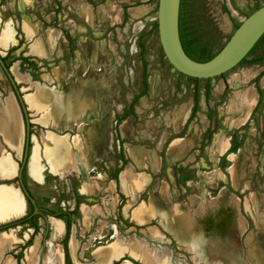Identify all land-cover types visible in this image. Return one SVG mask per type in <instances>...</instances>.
Instances as JSON below:
<instances>
[{"label": "rangeland", "instance_id": "obj_1", "mask_svg": "<svg viewBox=\"0 0 264 264\" xmlns=\"http://www.w3.org/2000/svg\"><path fill=\"white\" fill-rule=\"evenodd\" d=\"M82 4L90 7L93 23L81 17ZM107 4L112 15L99 22L98 10ZM157 4L0 0V38L7 28L14 36L6 48L0 47V57L30 125L22 178L41 211L32 214L18 183L25 122L0 68V108L9 101L18 121L15 144L0 133L2 156L11 158L12 170L11 176H0V187L17 189L23 201L22 215L0 223V233L13 234L0 264H50L55 250L61 264H264V216L258 220L255 215L258 208L264 214V36L222 76L189 78L164 56ZM262 5L264 0H182L181 31L192 56L212 58ZM139 7L146 11L134 17L132 11ZM24 19L38 26L33 38L24 32ZM48 35L54 42L52 57H38L31 45L37 40L46 44ZM247 69L255 70L251 81L235 87L232 77ZM219 83L221 91L216 90ZM250 87L255 101L248 117L242 125H229L228 119L238 117L227 110L229 101ZM184 105L186 118L175 129L169 122ZM50 107L65 117L70 114V120L60 124ZM221 137L228 139L222 150L216 143ZM174 141H184V148L173 147ZM46 143L54 144L59 157L67 153L59 172L50 169ZM32 155L38 156L37 164ZM129 170L141 184L136 195L129 190ZM85 183H96L98 191L85 192ZM231 206L245 224L232 232V247L216 245L215 235L232 230L225 225ZM84 207L94 210L88 224ZM54 220L63 230L56 239ZM247 239L253 257L247 254ZM28 252L33 263L26 262Z\"/></svg>", "mask_w": 264, "mask_h": 264}, {"label": "bare ground", "instance_id": "obj_2", "mask_svg": "<svg viewBox=\"0 0 264 264\" xmlns=\"http://www.w3.org/2000/svg\"><path fill=\"white\" fill-rule=\"evenodd\" d=\"M110 5L111 4H109V5L107 4L106 6H101L99 8V10H98L99 22L106 20L105 19L106 16L111 13V8H112L111 6L112 5L111 6ZM145 9L146 8H143V7H139V8L134 9L132 11L133 16L134 17H139L140 15L145 13V11H146ZM78 10H79V13H80L81 17L84 19V21L86 20L89 23H93V15L90 13V7L86 6L85 4H82L81 6H79ZM110 15H112V14H110ZM224 21L227 22V20L225 18H224ZM23 29H24V32H25L27 38L30 39V38H33L35 36L36 31H37V26H35V24H32L28 19H24L23 20ZM13 37L14 36H13V32H12L11 28H7L5 34L0 38V47L1 48H6L13 41ZM53 46H54V42H53V40H52L50 35H48V37H47L46 44H44L43 41L41 42V41L37 40L31 45V47H32L33 51L35 52V54L38 57H44V58H51ZM89 47H90V45H89ZM87 50H88V46H87ZM254 71H255L254 69H247L245 71H242L240 73V75H234L232 77L233 85L235 87H237L239 85H242L244 83L249 82V80L252 79ZM14 73L18 74V72H16V70H14ZM18 75H20V74H18ZM102 84H103V82L101 83V85ZM153 84L154 83L152 81V85ZM261 84L264 86V76L261 78ZM152 89H153V87H152ZM216 90H218V91L222 90V84L221 83H219L216 86ZM152 91H154V90H152ZM82 95H84V92H83ZM254 101H255V89L253 87L245 89L243 91V93H241V94H240V92L238 93L236 91L234 96H233V98L229 101V105L227 107V110L231 111V112H235V113L237 112L238 113V117L237 118L228 119L227 123L229 125H231V126L232 125L236 126L238 124L242 125L245 122L246 118L248 117V115L250 113V110H251V108H252V106L254 104ZM67 102L68 101H66V103ZM70 103L68 105L71 106L72 104H70ZM142 103H143V106L147 105V103H145V99H142ZM83 106H84V103H83ZM187 107L188 106H186V105L182 106L180 108V110L174 114V116H173L174 118L171 120V122H169L171 125H173V127L175 129H176V127L178 125L181 126L183 124V122H184V120L186 118ZM49 109H50V112L53 114V116L56 115L57 121L60 122V124L62 122H64V121H66V119L68 121L70 120L69 119L71 117L70 114L66 113V117H65V114L56 113L54 111V108L52 109L50 107ZM57 110H59V109H57ZM77 119L79 121H81L82 117L80 116ZM44 120H45V118H44ZM47 125L50 126V123H48ZM105 129H106L105 132L107 133L108 132L107 125L105 126ZM17 131H18L17 110H16V107H14L8 101L6 106H3L2 109L0 108V133L3 135L5 141H8L11 144H15L16 141H17ZM92 136H93V139L97 141L96 135L93 134ZM227 140L228 139L225 138V137H221V138L217 139L216 143L221 148V150L224 149L226 147V145H228L227 144ZM184 145H185L184 141H182V142L174 141L172 143L173 147L174 146H176L177 148L180 147V149L182 147L184 148ZM46 146H47L48 163H49L50 169L53 172H59V168L64 165L66 160L69 159L68 156H67V153L64 152L63 157H59L57 149H56V147H54L53 143L52 144L46 143ZM182 150H184V149H182ZM3 151H4L3 147L0 146V176L2 178L5 177L6 175H9V173H10V176H11V171H12L11 170V158L9 159V158H6V157L2 156V152ZM69 154L71 155L70 160L73 161V165L75 166V169L77 170L78 168H77L76 164L74 163L73 151L70 150ZM32 157H33V162L35 164H37L38 163V156L32 155ZM80 158H81L82 161H84L85 157L84 156H80ZM152 167L154 169H156V160H154L152 162ZM127 179H128V184L130 186L129 187L130 193L132 195H136L134 191H136L137 187H141L140 182L138 181L137 178L133 177V175L131 174L130 170L127 172ZM94 185L95 186H92L91 184L85 183V184H83V188H84L85 192H87L89 194L96 193L98 191V186L99 185L97 186L96 183ZM108 190L110 191L111 188L109 187ZM22 202L23 201H22L21 195L19 194V191L17 189H15L13 187H7V186L6 187L5 186L4 187H0V223L12 220L14 217L20 216V214L22 215V212H23V204H22ZM230 210H231L232 214L229 216V218H227L225 225L232 226V230L228 234H220L218 236L215 235L216 238L214 237L213 239H214V241L218 240V241H221V242H223L225 244L228 241L227 245H230V247H232L234 245V239H233V236H232L233 235L232 232L235 230V227H239L240 226L241 228H243L242 227V223H244V222L240 221L236 216H234V212H236V211H235V209H233L232 206L230 207ZM88 211H94V210H88V209H86L84 207V213L86 214L85 215L84 224H88V222L90 221V218H89V215H88L89 214ZM255 215H256V218L258 220H260L261 217L264 216V214L260 213V209L259 208L256 209ZM261 223L264 226V219L263 218L261 220ZM60 231H61L60 223H58L57 221L54 220V222H53V236L55 237V239L60 234ZM12 235H13L12 233H10V234H6L4 232L0 233V257H1V254L3 252V249L5 248V245L8 244L9 242H11ZM227 238H229V239H227ZM246 242H247V245H248L247 254L249 256L253 257L254 256V250H253L252 245L249 244L250 240L247 239ZM211 246L214 247V245H211ZM50 255H51V257H49V259H50L49 263L50 264H61V254L57 250H55V252H52ZM25 259H26L27 263H30V262L33 263V256L31 255V253L28 252V254L26 255ZM225 260H227V259H225ZM165 264H167V263H165Z\"/></svg>", "mask_w": 264, "mask_h": 264}, {"label": "water", "instance_id": "obj_3", "mask_svg": "<svg viewBox=\"0 0 264 264\" xmlns=\"http://www.w3.org/2000/svg\"><path fill=\"white\" fill-rule=\"evenodd\" d=\"M181 0H158L157 29L161 49L169 64L180 74L193 79H212L222 76L239 65L264 35V5L243 19L223 47L209 60L198 62L184 51L179 34V14ZM0 68L8 78L24 117L25 145L22 163L17 172L20 188L33 208V215L40 214L35 200L30 196L23 183V170L29 147V129L25 108L20 99L16 83L0 57ZM47 221V220H46Z\"/></svg>", "mask_w": 264, "mask_h": 264}, {"label": "trees", "instance_id": "obj_4", "mask_svg": "<svg viewBox=\"0 0 264 264\" xmlns=\"http://www.w3.org/2000/svg\"><path fill=\"white\" fill-rule=\"evenodd\" d=\"M181 1H182V0H181ZM179 34H180V40H181L182 47H183L185 53H186L191 59H193V60H195V61H198V62H204V61H207V60L210 59V58H208V59H196V58H194V57L192 56L191 51H190V49H189V47H188V44L184 41V38H183V36H182L180 14H179ZM263 36H264V35H263ZM251 51H252V50H251Z\"/></svg>", "mask_w": 264, "mask_h": 264}, {"label": "crops", "instance_id": "obj_5", "mask_svg": "<svg viewBox=\"0 0 264 264\" xmlns=\"http://www.w3.org/2000/svg\"><path fill=\"white\" fill-rule=\"evenodd\" d=\"M32 24H33V23H32ZM35 26H37V25L35 24ZM37 27H38V26H37ZM51 57H52V55H51ZM87 184H91L92 186H95V185H94L95 183H87ZM109 192H110V191H109ZM91 194H93V193H91ZM90 212H92V211H89L88 213H90ZM14 218H17V217H14ZM14 218H13V219H14ZM227 239H229V238H227ZM214 242H215L216 245H219V244H220V245H224V244H225V243H223V242H221V241H218V240H217V241H214ZM227 242H228V241H227ZM227 242H226V244H227Z\"/></svg>", "mask_w": 264, "mask_h": 264}]
</instances>
